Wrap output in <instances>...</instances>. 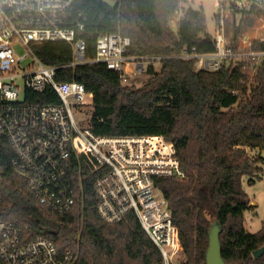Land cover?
Wrapping results in <instances>:
<instances>
[{
  "label": "trees",
  "instance_id": "obj_1",
  "mask_svg": "<svg viewBox=\"0 0 264 264\" xmlns=\"http://www.w3.org/2000/svg\"><path fill=\"white\" fill-rule=\"evenodd\" d=\"M115 1L117 9L102 0H73L71 21L79 12L85 15L79 37L86 42L87 60L94 58L101 36L117 32L131 40L126 56L162 58L160 72L148 67L150 77L144 86L125 85L120 74L104 64L67 67L73 49L65 42L35 46L36 56L60 68L59 81H77L93 93L88 128L94 135L164 136L175 144L186 178H160L156 185L168 200L179 231L184 256L180 264H206L215 220L222 227V257L228 264H264V254L258 259L253 255L264 247V223L257 233L246 230L244 213L252 206L242 185L244 178L253 184L264 175L262 160L252 161L247 152L264 151V64L255 92L240 101L234 93L245 94L241 81L248 70L243 65L226 62L216 72L197 71L195 59L182 58L186 49L195 48L198 54L215 51L204 13L185 10L173 29L178 0ZM261 48L260 43L252 44L254 50ZM28 97L41 104L59 103L49 88L29 92ZM75 144L70 172L77 199L71 211L60 215L30 192L27 181L16 173L13 150L0 142V221H17L26 241L47 238L60 254L70 251L77 256L76 264H164L135 216L114 225L101 221L93 188L102 170L81 141Z\"/></svg>",
  "mask_w": 264,
  "mask_h": 264
},
{
  "label": "built area",
  "instance_id": "obj_2",
  "mask_svg": "<svg viewBox=\"0 0 264 264\" xmlns=\"http://www.w3.org/2000/svg\"><path fill=\"white\" fill-rule=\"evenodd\" d=\"M178 1L177 16L171 20L176 26L194 4V0ZM213 1L215 51L198 54L195 48L186 49L182 58L195 59L197 71L216 72L226 62L243 65L248 70L241 81L245 94L234 93L241 101L255 92L264 64V0ZM72 5L73 0H0V142L13 150L16 173L27 181L30 192L46 208L65 215L77 199L70 160L76 140L81 141L102 170L93 188L101 221L114 225L135 216L161 252L164 264H174L169 249L175 247L180 254L179 231L156 180L186 178L175 144L164 136L100 137L89 128L81 129L74 110L93 106V93L77 81H59L60 68L44 64L34 47L65 42L73 49V61L67 67L104 64L119 73L124 84L146 73L150 61L160 62L162 58L126 56L131 40L117 32L101 36L94 58L87 60L86 42L79 37L86 18L79 12L71 21ZM17 43L27 50L23 57L15 55L12 46ZM253 43L263 48L254 50ZM26 58L30 62L22 67L20 63ZM48 88L59 103L29 101V92L42 93ZM247 152L252 161L262 160L264 174V151ZM2 199L0 193V202ZM76 263L77 256L70 251L60 254L47 238L26 241L17 221H0V264Z\"/></svg>",
  "mask_w": 264,
  "mask_h": 264
},
{
  "label": "rangeland",
  "instance_id": "obj_3",
  "mask_svg": "<svg viewBox=\"0 0 264 264\" xmlns=\"http://www.w3.org/2000/svg\"><path fill=\"white\" fill-rule=\"evenodd\" d=\"M193 9L196 11H202L206 16V22L208 26V33L211 37L215 34V19H214V10L215 4L213 0H194V4L192 5ZM171 26L173 29H176V25L171 22ZM15 55L17 57H23L27 50L22 44H14L12 46ZM30 62L29 58L24 59L20 64L21 66H26ZM149 65H153L156 72H160L161 70V62L152 63L149 62ZM149 75L144 73L143 75H139L135 78L128 79L125 85L133 86L135 88H141L144 86L146 81L149 79ZM75 117L78 122V125L81 129L88 128L92 116H93V106L84 109L83 111L74 110ZM257 153V152H256ZM254 155L255 153H252ZM243 189L247 193L252 206V209L246 211L244 213V222L245 227L251 233H257L262 229L264 223V175L257 179L253 184L249 182L248 178H244L243 182ZM176 252V248H170L169 254L171 256V260L175 262L174 264H180L182 260H184L183 254ZM179 255V256H178ZM179 257V258H178Z\"/></svg>",
  "mask_w": 264,
  "mask_h": 264
},
{
  "label": "water",
  "instance_id": "obj_4",
  "mask_svg": "<svg viewBox=\"0 0 264 264\" xmlns=\"http://www.w3.org/2000/svg\"><path fill=\"white\" fill-rule=\"evenodd\" d=\"M112 9H117L119 2L115 0H102ZM222 227L220 223L213 221L209 231V248L206 253V264H228L222 257V247L220 241V234ZM264 254V247L256 250L253 255L255 259L260 258Z\"/></svg>",
  "mask_w": 264,
  "mask_h": 264
},
{
  "label": "crops",
  "instance_id": "obj_5",
  "mask_svg": "<svg viewBox=\"0 0 264 264\" xmlns=\"http://www.w3.org/2000/svg\"><path fill=\"white\" fill-rule=\"evenodd\" d=\"M246 230H247V228H246ZM248 231V230H247Z\"/></svg>",
  "mask_w": 264,
  "mask_h": 264
}]
</instances>
